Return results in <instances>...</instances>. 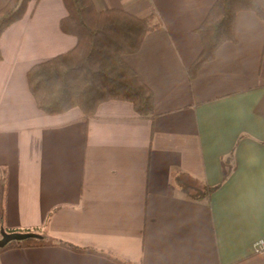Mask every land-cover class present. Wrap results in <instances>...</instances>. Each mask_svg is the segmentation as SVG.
Returning a JSON list of instances; mask_svg holds the SVG:
<instances>
[{
	"label": "crops",
	"instance_id": "0c3cea01",
	"mask_svg": "<svg viewBox=\"0 0 264 264\" xmlns=\"http://www.w3.org/2000/svg\"><path fill=\"white\" fill-rule=\"evenodd\" d=\"M94 1L156 15L159 26L124 57L153 89L154 114L120 99L90 117L41 110L27 72L77 38L60 27L63 0L32 1L0 39L6 228H38L131 264H264V21L240 11L236 41L192 79L195 30L216 0ZM206 186L216 187L209 197L188 195ZM0 264L119 263L56 244L0 251Z\"/></svg>",
	"mask_w": 264,
	"mask_h": 264
},
{
	"label": "trees",
	"instance_id": "16d2710c",
	"mask_svg": "<svg viewBox=\"0 0 264 264\" xmlns=\"http://www.w3.org/2000/svg\"><path fill=\"white\" fill-rule=\"evenodd\" d=\"M32 1L9 0L0 8V39L4 31L27 13ZM67 14L61 19L64 33L76 36L77 44L69 51L36 63L27 72V82L37 106L46 113H63L78 107L86 117L93 116L98 106L110 99L132 103L141 117L155 111L153 89L125 61L124 57L137 53L150 31L159 26L155 14L137 16L125 9H99L94 0H63ZM240 11H252L264 21V0H216L203 22L196 28L201 51L188 72L195 78L202 65L216 57L219 47L236 41V16ZM2 50L0 44V58ZM215 186H206L201 194H188L194 199L209 197ZM8 171L0 167V237L6 228V197ZM39 237L14 240L0 248L62 245L75 251L107 256L119 264H131L108 252L84 248L55 239L43 230L27 229Z\"/></svg>",
	"mask_w": 264,
	"mask_h": 264
},
{
	"label": "water",
	"instance_id": "95a60500",
	"mask_svg": "<svg viewBox=\"0 0 264 264\" xmlns=\"http://www.w3.org/2000/svg\"><path fill=\"white\" fill-rule=\"evenodd\" d=\"M1 235L0 248L14 240H26L40 236L38 233L31 231H7L5 228L1 229Z\"/></svg>",
	"mask_w": 264,
	"mask_h": 264
},
{
	"label": "built area",
	"instance_id": "2783aa9c",
	"mask_svg": "<svg viewBox=\"0 0 264 264\" xmlns=\"http://www.w3.org/2000/svg\"><path fill=\"white\" fill-rule=\"evenodd\" d=\"M256 248L257 249L264 248V242L261 241V242L256 243Z\"/></svg>",
	"mask_w": 264,
	"mask_h": 264
}]
</instances>
